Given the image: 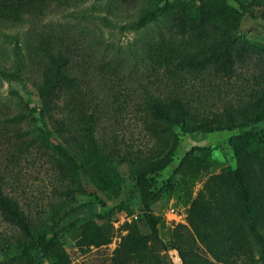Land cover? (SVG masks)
Masks as SVG:
<instances>
[{
    "label": "rangeland",
    "instance_id": "rangeland-1",
    "mask_svg": "<svg viewBox=\"0 0 264 264\" xmlns=\"http://www.w3.org/2000/svg\"><path fill=\"white\" fill-rule=\"evenodd\" d=\"M203 12L210 39L232 41L233 71L171 73L166 42L184 44L177 17L193 21ZM57 47L75 80L45 90ZM169 94L194 117L182 124L153 117L150 103ZM229 113L234 128L190 137L198 121L216 124ZM262 113L264 0H71L20 20L2 17L0 185L28 231L0 210V264H264ZM175 133L172 162L149 176L159 236L120 259L136 229L152 232L144 204L129 198L131 173L160 156ZM59 140L77 162L78 188L56 165ZM105 174L124 178L119 194L104 189ZM238 179L255 191L250 214ZM171 207L179 220L168 219Z\"/></svg>",
    "mask_w": 264,
    "mask_h": 264
},
{
    "label": "trees",
    "instance_id": "trees-1",
    "mask_svg": "<svg viewBox=\"0 0 264 264\" xmlns=\"http://www.w3.org/2000/svg\"><path fill=\"white\" fill-rule=\"evenodd\" d=\"M71 0H0V19L2 17L12 18L14 20H20L26 13L35 15L43 14L47 7L51 4L67 5ZM151 12V13H150ZM147 14H153L150 11ZM145 21V19H143ZM208 21L207 13L203 12L200 19L189 20L184 14L181 13L177 17L175 22L176 35L179 38L184 39L183 45L178 44L175 39L168 40L166 42V55L165 63L171 73H174L177 69L184 68H205L211 67L215 72H231L234 68V59L230 53V47L232 41L222 40L221 38L210 39L208 32L205 28ZM61 48H56L51 52L49 62L51 63L50 71L47 78V88L45 90L56 88L61 80L73 83L75 77H72L67 72L69 66V56L64 57ZM71 65V64H69ZM47 103V101L45 100ZM150 114L160 120H169L173 124H182L194 117V114L190 111L189 104L179 95L169 94L160 99L153 100L149 105ZM264 113L257 119L263 117ZM205 120V119H204ZM199 121L189 130V135L193 140L204 139L207 132L217 129L228 128L232 129L237 124L232 120V114L229 113L226 119L219 118L216 124H209L206 120ZM158 129L165 128L164 126H158ZM180 143L179 134L175 133L172 143L160 154L148 164L143 167L135 169L131 176L134 179V183L130 188L131 200H136L144 204L145 216L147 224L150 226L152 232L150 234H143L139 229H136L135 233L129 238V243L120 249L123 251L122 256H128L132 252H138L141 247L145 246L147 240L150 237L157 238L159 236V219L150 211V193H149V176L159 174L165 169L173 160V156L176 148ZM58 149L56 165L61 173L69 178L76 188L79 186L77 162L74 159L71 150L62 140L56 144ZM104 189L119 194L122 188L124 178L121 175H103ZM167 187H173V184H168ZM243 195L240 200L241 209L250 214L252 209L249 206L250 194H255V191L247 188L244 183L238 179L236 187ZM255 203V200H253ZM0 210L4 217L19 226L25 231H28V224L25 213L20 209L19 203L12 199L9 195L4 193L0 185ZM257 210L259 213H264V200L257 203ZM77 219L73 218L70 223H74ZM46 234L42 233L39 237H45ZM49 251H56L55 236L49 238ZM33 260L28 261L29 264Z\"/></svg>",
    "mask_w": 264,
    "mask_h": 264
},
{
    "label": "built area",
    "instance_id": "built-area-1",
    "mask_svg": "<svg viewBox=\"0 0 264 264\" xmlns=\"http://www.w3.org/2000/svg\"><path fill=\"white\" fill-rule=\"evenodd\" d=\"M181 215H178V213L175 211V207H171L170 210L168 211V219L173 221V220H179ZM116 240H114L115 242Z\"/></svg>",
    "mask_w": 264,
    "mask_h": 264
}]
</instances>
